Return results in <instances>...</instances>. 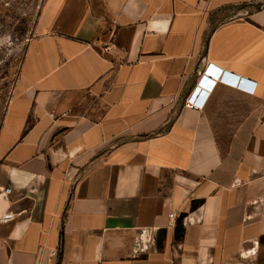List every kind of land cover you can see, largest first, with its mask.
Returning <instances> with one entry per match:
<instances>
[{
  "label": "crops",
  "instance_id": "crops-1",
  "mask_svg": "<svg viewBox=\"0 0 264 264\" xmlns=\"http://www.w3.org/2000/svg\"><path fill=\"white\" fill-rule=\"evenodd\" d=\"M30 30L0 100V264H264V0H43ZM208 64L254 93L185 107ZM215 119H242L224 157Z\"/></svg>",
  "mask_w": 264,
  "mask_h": 264
},
{
  "label": "rangeland",
  "instance_id": "rangeland-1",
  "mask_svg": "<svg viewBox=\"0 0 264 264\" xmlns=\"http://www.w3.org/2000/svg\"><path fill=\"white\" fill-rule=\"evenodd\" d=\"M42 1L0 0V100L10 92Z\"/></svg>",
  "mask_w": 264,
  "mask_h": 264
},
{
  "label": "built area",
  "instance_id": "built-area-1",
  "mask_svg": "<svg viewBox=\"0 0 264 264\" xmlns=\"http://www.w3.org/2000/svg\"><path fill=\"white\" fill-rule=\"evenodd\" d=\"M207 74H212L216 79H209ZM216 83L226 84L247 94H253L255 90V82L233 73L222 71L218 67L208 64L200 75L197 84L184 100V106L191 109H200L203 104L202 97L207 93L206 90H211ZM9 192V188L0 187V193L7 195ZM177 216L178 215H175L173 212L168 215L171 220H174Z\"/></svg>",
  "mask_w": 264,
  "mask_h": 264
},
{
  "label": "trees",
  "instance_id": "trees-1",
  "mask_svg": "<svg viewBox=\"0 0 264 264\" xmlns=\"http://www.w3.org/2000/svg\"><path fill=\"white\" fill-rule=\"evenodd\" d=\"M241 120L242 119H215L212 129L221 157L225 156L231 136Z\"/></svg>",
  "mask_w": 264,
  "mask_h": 264
},
{
  "label": "water",
  "instance_id": "water-1",
  "mask_svg": "<svg viewBox=\"0 0 264 264\" xmlns=\"http://www.w3.org/2000/svg\"><path fill=\"white\" fill-rule=\"evenodd\" d=\"M186 215L184 213H181L177 216V219L175 221V226L173 229V234L176 239H179L182 235L183 227H182V220L184 219Z\"/></svg>",
  "mask_w": 264,
  "mask_h": 264
}]
</instances>
